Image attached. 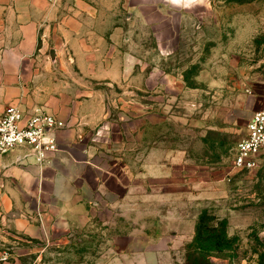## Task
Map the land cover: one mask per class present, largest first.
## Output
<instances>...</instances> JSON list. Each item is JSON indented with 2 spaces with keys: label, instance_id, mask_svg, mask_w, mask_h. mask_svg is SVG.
Instances as JSON below:
<instances>
[{
  "label": "rangeland",
  "instance_id": "1",
  "mask_svg": "<svg viewBox=\"0 0 264 264\" xmlns=\"http://www.w3.org/2000/svg\"><path fill=\"white\" fill-rule=\"evenodd\" d=\"M127 3L110 0V11L135 79L74 83L93 89L119 140L93 198L104 206L61 243L25 238L0 216V251L15 264H116L108 241L120 235L158 264H264V150L254 168L232 166L264 106V0H152L140 20ZM154 15L179 28L168 48L155 47ZM44 58L43 74L71 73Z\"/></svg>",
  "mask_w": 264,
  "mask_h": 264
},
{
  "label": "crops",
  "instance_id": "2",
  "mask_svg": "<svg viewBox=\"0 0 264 264\" xmlns=\"http://www.w3.org/2000/svg\"><path fill=\"white\" fill-rule=\"evenodd\" d=\"M146 1L152 0H128L129 13L140 20ZM117 15L110 0H0V114L14 104L23 113L21 124L34 110L64 122L50 132L58 149L42 161L25 146L0 155V216L25 238L61 243L104 206L93 198L108 188L109 152L119 140L93 89L74 83H119L125 72L135 79L136 62L123 53L125 28ZM149 19L155 47L169 46L179 28L167 17ZM50 50L54 67L70 74L40 71L49 68L44 55ZM108 242L116 264H158L157 254L136 247L135 239L130 246L120 235Z\"/></svg>",
  "mask_w": 264,
  "mask_h": 264
},
{
  "label": "built area",
  "instance_id": "3",
  "mask_svg": "<svg viewBox=\"0 0 264 264\" xmlns=\"http://www.w3.org/2000/svg\"><path fill=\"white\" fill-rule=\"evenodd\" d=\"M21 109L14 104L6 106L0 114V155L11 148L28 147L38 161L48 152L58 149L50 132L62 128L64 122L52 114L34 110L24 122ZM264 150V106L253 111L245 124V133L234 146L232 166L249 170L256 166ZM0 264H15L10 252L0 251Z\"/></svg>",
  "mask_w": 264,
  "mask_h": 264
},
{
  "label": "water",
  "instance_id": "4",
  "mask_svg": "<svg viewBox=\"0 0 264 264\" xmlns=\"http://www.w3.org/2000/svg\"><path fill=\"white\" fill-rule=\"evenodd\" d=\"M49 56H50L51 62L54 63L55 62V58H54V51L53 50H50Z\"/></svg>",
  "mask_w": 264,
  "mask_h": 264
}]
</instances>
